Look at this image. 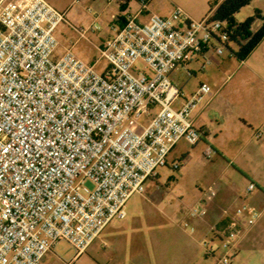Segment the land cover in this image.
Wrapping results in <instances>:
<instances>
[{
  "label": "built area",
  "instance_id": "built-area-1",
  "mask_svg": "<svg viewBox=\"0 0 264 264\" xmlns=\"http://www.w3.org/2000/svg\"><path fill=\"white\" fill-rule=\"evenodd\" d=\"M138 3L89 63L71 47L56 53L61 22L85 36L64 11L47 0H0V264H42L61 240L74 253L56 259L70 264L107 223L125 217L129 197L144 194L159 167L182 165L184 155L167 159L178 140L195 145L205 135L193 112L214 91L201 82L183 96L172 73L193 60L205 68L232 44L234 27L213 17L215 7L196 19L179 7L161 15L148 11L149 0ZM99 59L108 63L103 72ZM204 153L213 154L211 145ZM255 188L248 181L245 192ZM217 195L214 183L202 190L181 224L193 231L192 220L205 222V250L219 248L216 263L230 264L260 211L239 196L210 210Z\"/></svg>",
  "mask_w": 264,
  "mask_h": 264
},
{
  "label": "crops",
  "instance_id": "crops-1",
  "mask_svg": "<svg viewBox=\"0 0 264 264\" xmlns=\"http://www.w3.org/2000/svg\"><path fill=\"white\" fill-rule=\"evenodd\" d=\"M106 1L105 5H101L98 0H93L101 10L112 4L120 12L114 17L117 27L124 23L127 13L137 11L128 10L130 0L121 4ZM221 1L199 0L196 7L185 9L192 18L197 19L205 15L207 5L209 10V4L216 7ZM253 3V13H257L262 22L264 0H251L249 4ZM143 16L146 20V15ZM113 33L114 30L107 38ZM90 43L98 51L95 46L100 44ZM213 62L218 64L219 69L217 57H214ZM241 62L239 66L243 70L240 73L238 66H235L226 74L217 90L206 95L197 105L193 112L194 125L205 129L201 140L204 145H211L215 161L224 164L220 172L210 176V182L214 181L218 187V195L215 204H210L209 209L228 205L239 196L260 211L256 221L243 231L230 264H264V38ZM193 64L201 69L199 61L193 60L175 70L173 78L188 76L187 71L193 74ZM230 81L229 88L223 91ZM196 87L189 92H184L181 87L183 96L193 92ZM204 111L213 112L214 120L209 123V127L205 126V120L199 119ZM158 176L145 182L146 192L139 194L141 202L132 206V216L127 217L129 211L126 207L125 217L107 223L79 256L87 253L89 264L216 263L215 255L209 254L203 246V242L211 237L209 226L205 222L192 220L193 231L184 227L181 224L184 209L178 204L165 203L164 192L158 188L161 186ZM222 179L227 183H222ZM248 181L254 182L256 188L246 193ZM56 256L62 258L54 246L42 264H61L57 263Z\"/></svg>",
  "mask_w": 264,
  "mask_h": 264
},
{
  "label": "rangeland",
  "instance_id": "rangeland-1",
  "mask_svg": "<svg viewBox=\"0 0 264 264\" xmlns=\"http://www.w3.org/2000/svg\"><path fill=\"white\" fill-rule=\"evenodd\" d=\"M47 1L57 10L61 12L64 11L66 18L77 29H85V36L79 37V31L61 22L55 29V35L59 40L56 53H60L66 47H71L72 50L86 62L90 63L97 58L99 53L94 46L91 45L90 41L101 44L114 30L113 27L118 26L114 17L120 12L116 11L113 6H111L112 4L105 7L104 10H101L93 0ZM98 1L101 5H105L107 2L106 0ZM130 1L128 10L133 11L139 8L140 5L136 0ZM197 1L199 0H149L148 11L150 13L154 12L163 15L165 12L173 11V9L179 7L187 12L185 8L196 7ZM253 5L254 3L241 8L235 15L236 21H242L247 16L251 15L253 13ZM207 11L208 5L206 13ZM134 12L135 11L130 13ZM140 19L144 21L145 17L140 16ZM230 48L233 51L236 50V46L233 44H230ZM207 55L212 56L213 52L209 51ZM217 59L219 61L220 70L218 69V64L213 61L204 69H199L196 64H193L192 68L195 70L194 73L183 76L181 79L176 78V82L183 88L184 92H189L203 81L208 83L212 91H214L217 90L226 74L233 70L235 66H238L239 73L243 70V67L239 66L242 62H239L229 50H225ZM107 65L108 63L105 59H99L95 64V68L97 71L103 72ZM143 65L140 59L135 63L136 67L142 68ZM230 84L231 81L226 83L223 91H226ZM199 119L205 120L207 122L205 126L209 127V123L214 120L213 112L204 111L199 116ZM204 149L205 145L202 140L195 145H191L181 138L170 151L167 159L170 163L174 158L185 155L186 158L182 165L178 169H171L169 166L159 167L157 169L159 174L158 180L161 183V186H158V188L164 192L163 199L167 205L170 203L173 205L178 204L183 210L187 205L195 202L201 194V191L208 188V186L214 182H210V176L220 172L224 164L215 161L214 155L207 157L204 153ZM221 182L224 183L226 181L222 179ZM139 197L140 195L136 193L129 198L127 206H125V209L127 207V211H129L127 217H131L134 213V211H130L132 210V206L141 202ZM213 246L217 249L219 246L218 241H215ZM55 250L61 255L63 260H68L74 253L70 244L63 240L56 243ZM220 254L221 250L218 248L215 253L216 260ZM86 256L87 253H84L76 257L70 264H89Z\"/></svg>",
  "mask_w": 264,
  "mask_h": 264
},
{
  "label": "trees",
  "instance_id": "trees-1",
  "mask_svg": "<svg viewBox=\"0 0 264 264\" xmlns=\"http://www.w3.org/2000/svg\"><path fill=\"white\" fill-rule=\"evenodd\" d=\"M250 2L251 0H222L216 5L213 15L214 18L227 21L229 25L234 27V34L230 35L229 41L236 46V50L233 51L230 46H227V50L239 62L244 60L264 38V20L256 31H250L251 25L259 17L257 13L247 16L242 21L235 19L236 13ZM212 6L209 4V9Z\"/></svg>",
  "mask_w": 264,
  "mask_h": 264
}]
</instances>
